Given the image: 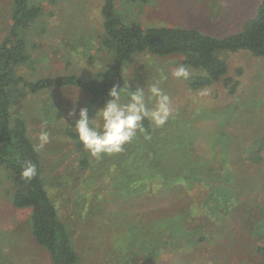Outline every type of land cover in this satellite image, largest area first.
I'll return each mask as SVG.
<instances>
[{
  "label": "rangeland",
  "instance_id": "rangeland-1",
  "mask_svg": "<svg viewBox=\"0 0 264 264\" xmlns=\"http://www.w3.org/2000/svg\"><path fill=\"white\" fill-rule=\"evenodd\" d=\"M32 1L42 13L24 34L31 59L21 69L22 77L27 81L67 75L83 81L98 79L113 62L111 52L102 44L103 0ZM259 2L116 0L115 13L124 24L195 28L225 37L241 29ZM11 4L12 0H0V41L12 23ZM222 57L228 75L238 82L231 95L221 83L192 90L187 80L175 79L172 73L181 65L177 57L143 54L130 58L123 66L122 102L127 101V89L135 92L143 88L148 107H154L149 89L155 84L171 98L172 115L162 127L145 120L144 132H138L114 155L93 157L83 145L77 148L78 138L67 135L69 130L76 132L74 121L81 108L88 109L90 119L102 108L91 104L87 93L65 86L35 95L24 92L22 98L14 95L12 111L25 119L27 135L39 154L48 197L67 225L78 264L146 261L133 254L132 248L146 242V227L157 214L166 218L197 215L192 227L187 222L178 226L179 231L185 228L184 232L191 234L197 230V237L193 244L147 264L262 261L257 237H264V156L255 162L244 152L255 139L264 138V58L242 50ZM187 69L190 76L195 73ZM70 112L76 115L69 117ZM44 131L50 142L39 149V134ZM191 168L201 169L197 173L206 177L201 178L205 186ZM208 170L216 176L207 174ZM223 177L229 185L223 183ZM158 182L188 184V188L163 190L152 185ZM220 184L234 198L216 206L211 194ZM10 188L0 168V262L49 264L46 253L30 238V211L12 207L6 194ZM201 236L204 239H199Z\"/></svg>",
  "mask_w": 264,
  "mask_h": 264
},
{
  "label": "trees",
  "instance_id": "trees-1",
  "mask_svg": "<svg viewBox=\"0 0 264 264\" xmlns=\"http://www.w3.org/2000/svg\"><path fill=\"white\" fill-rule=\"evenodd\" d=\"M115 2L116 0H103L101 10L102 44L111 52L113 62L96 80L83 81L70 75L45 77L35 81H27L22 77L20 71L31 59L24 34L42 13L41 7L35 6L32 0H12L13 8L10 15L12 23L7 34L0 41V168L11 187L6 194L9 195L12 207L30 211V238L36 247L46 253L49 264H78L79 257L71 244L67 225L59 219L48 197L39 154L27 135L25 119L19 112L12 111L15 94L22 98L24 92L27 93L26 95H35L45 89L71 86L87 93L91 104L103 107L110 89L114 86H119L120 89L123 87L125 63L135 55L144 54L158 58H179L186 68L195 70L187 80L192 90L221 83L231 95L235 92L238 82L228 75V65L222 55L226 52L242 50L249 52L253 57L264 58V0H260L254 15L243 22L238 32L225 37L204 34L195 28L142 27L135 22L124 24L115 13ZM145 126H147L146 121L143 122V127ZM67 135L72 139L78 138L76 132L70 130ZM76 141L75 145L80 148L82 144ZM252 144L244 155L249 153L253 161L261 162L264 156V138L259 137ZM29 160L36 165L37 175L31 181H26L21 176V170L24 162ZM146 163L149 164L147 160ZM145 169L147 171V168ZM191 169L198 182L205 186L206 181L201 178L206 177L197 173V170L201 169ZM207 172L209 175L216 174L212 170ZM216 178L222 180L221 177ZM223 179H225L223 183L229 185L226 182L227 178L223 177ZM168 184L167 182L152 183L153 186H160L163 190L166 189L165 187L168 189L170 187V190L177 189L180 192L188 188V184L183 186L173 183L168 186ZM216 189L211 194L214 205L231 202L232 195L226 187L220 184ZM222 207H225V204ZM205 209L208 210L206 212L210 211L209 208ZM197 217V215L186 217L184 214H179L166 218L160 214L154 215L146 227L148 234L145 241L149 245L146 246V242L142 246L138 245L137 248H132V253L137 254L142 260L147 259L148 262L178 247L193 244L197 230H194L195 234H191L192 231L189 230L184 232L185 228L179 231L178 226L187 222L192 227L191 224L197 221ZM257 238L261 242L259 251L262 261L259 264H264V237L258 235ZM199 239L204 238L201 236ZM146 261H141L139 264H147Z\"/></svg>",
  "mask_w": 264,
  "mask_h": 264
},
{
  "label": "clouds",
  "instance_id": "clouds-1",
  "mask_svg": "<svg viewBox=\"0 0 264 264\" xmlns=\"http://www.w3.org/2000/svg\"><path fill=\"white\" fill-rule=\"evenodd\" d=\"M177 80H188L190 72L184 65H178L172 73ZM150 99L155 100L152 108L148 107L143 88L135 92L127 89V101L122 102L119 86L110 89L104 106L96 111L93 118H89L88 109L81 108L74 127L79 142L93 157L114 155L123 151L124 146L131 143L137 133H143V122L148 120L155 127H162L172 115L171 98L165 92L153 85L149 89ZM206 95V92H201ZM69 117L76 115L70 112ZM148 138V137H146ZM37 147L42 149L49 141L47 131L39 134ZM37 175V167L32 161H25L21 176L31 181Z\"/></svg>",
  "mask_w": 264,
  "mask_h": 264
}]
</instances>
